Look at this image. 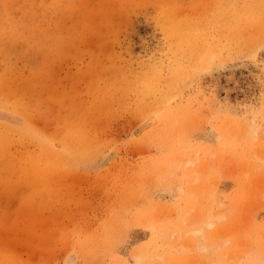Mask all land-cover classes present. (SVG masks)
Wrapping results in <instances>:
<instances>
[{"label":"rangeland","instance_id":"obj_1","mask_svg":"<svg viewBox=\"0 0 264 264\" xmlns=\"http://www.w3.org/2000/svg\"><path fill=\"white\" fill-rule=\"evenodd\" d=\"M263 42L264 0H0V264H264Z\"/></svg>","mask_w":264,"mask_h":264},{"label":"bare ground","instance_id":"obj_2","mask_svg":"<svg viewBox=\"0 0 264 264\" xmlns=\"http://www.w3.org/2000/svg\"><path fill=\"white\" fill-rule=\"evenodd\" d=\"M263 44H264V42H263ZM239 66L240 65H238V67ZM228 67H230V66H228ZM232 67L233 66H231V68ZM241 67H243V66L241 65ZM226 69H229V68H226ZM261 112L263 113V116H264V92H263L262 108L261 109H258V108L255 109V105H253V104L250 105V107L249 106L246 107V109L244 107L243 108L242 107L237 108L236 113H235L236 114L235 118L238 120V122L241 123L244 121H250L249 127L247 128L246 133L244 135L245 138L254 139V136L251 135L252 134L251 132L255 131V128L258 127V123H256L255 117L258 116V114H260ZM250 113L252 114L251 116H250ZM212 135H213L214 139H217L220 137L221 134H220L219 130L213 129ZM112 159H113L112 153L106 154L102 158L100 163L96 166L97 170L105 168L112 161ZM174 188L176 189V187H174ZM172 189H173V187H172ZM177 189H179V188H177ZM177 189L174 192L171 189L170 190L165 189L166 190L165 194H166L167 198H169L170 200L173 201V199H175L178 196V192L180 189L179 190H177ZM221 218H222V215L218 214L215 210L213 211L212 206H210L206 210V213L204 215H202L201 217L196 219L191 224L190 231H192L195 235L206 239L207 238L206 232H208V229L214 225L215 219H221ZM194 244L196 245L197 248H200V249H205V247H206L205 243L201 242L200 240L198 242H195ZM77 260H78V254L76 253V251L72 250L64 258V264H74Z\"/></svg>","mask_w":264,"mask_h":264}]
</instances>
